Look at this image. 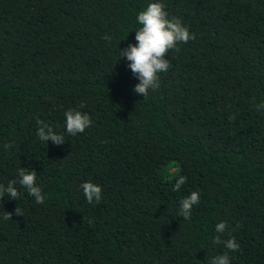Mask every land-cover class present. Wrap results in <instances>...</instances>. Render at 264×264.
Here are the masks:
<instances>
[{"label": "trees", "instance_id": "obj_1", "mask_svg": "<svg viewBox=\"0 0 264 264\" xmlns=\"http://www.w3.org/2000/svg\"><path fill=\"white\" fill-rule=\"evenodd\" d=\"M150 2L0 0V184L34 170L45 195L37 204L17 183L21 196L0 200V264H209L225 252L264 264V0H159L196 38L164 57L144 97L120 49L137 43ZM70 109L91 127L68 134ZM38 120L64 142L41 141Z\"/></svg>", "mask_w": 264, "mask_h": 264}, {"label": "clouds", "instance_id": "obj_2", "mask_svg": "<svg viewBox=\"0 0 264 264\" xmlns=\"http://www.w3.org/2000/svg\"><path fill=\"white\" fill-rule=\"evenodd\" d=\"M137 21L141 27L135 31V40L137 43L129 45L125 49H120L121 58L126 57L130 64L132 73L136 75L140 83L135 86V92L147 97L149 90H156L160 87V73L167 72L171 67V61L164 59L171 50L179 51L177 45L179 43H187L189 40L196 38L195 33H190L188 28L182 24L177 17L169 18L165 5L162 2H150L145 10L137 15ZM111 43L110 37H104ZM84 105L81 104V107ZM257 110L264 109V103L258 104ZM66 117V132L72 136L83 133L87 128L91 127L92 120L87 113L79 110L70 109L64 113ZM234 118V117H232ZM40 125L37 129V135L41 141L51 139L56 144L64 142V135L58 134L54 129L44 121H37ZM47 129V133L45 132ZM18 181H10L7 186L0 184V200L8 195L10 200H17L21 196V192L15 186L17 183L20 188L27 191L28 195L33 197L37 204L45 203V195L37 184V172L27 171L20 168L17 170ZM186 182V177H180L173 191H179L181 185ZM87 201L91 204L93 201L99 203L102 196V188L92 182H84L80 185ZM200 200L198 192L193 191L190 195L180 200V215L184 219H189L192 214V208L197 205ZM15 215L23 216V211L15 208ZM13 213L4 211L3 219H12ZM227 229V223L221 222L216 225L217 233L223 234ZM214 244L223 243L224 246L231 251H239L240 246L236 242L235 237L221 240V236L217 235L213 239ZM209 264H230V259L225 252L224 254L214 256Z\"/></svg>", "mask_w": 264, "mask_h": 264}]
</instances>
